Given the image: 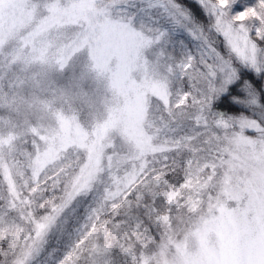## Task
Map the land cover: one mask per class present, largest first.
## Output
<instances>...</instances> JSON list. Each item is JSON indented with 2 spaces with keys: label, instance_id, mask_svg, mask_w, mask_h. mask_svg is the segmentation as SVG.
<instances>
[{
  "label": "snow or ice",
  "instance_id": "1",
  "mask_svg": "<svg viewBox=\"0 0 264 264\" xmlns=\"http://www.w3.org/2000/svg\"><path fill=\"white\" fill-rule=\"evenodd\" d=\"M0 264H264V0H0Z\"/></svg>",
  "mask_w": 264,
  "mask_h": 264
}]
</instances>
